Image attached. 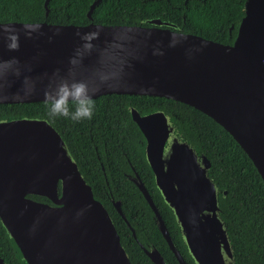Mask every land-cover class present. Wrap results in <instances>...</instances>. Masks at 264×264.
Returning <instances> with one entry per match:
<instances>
[{
	"label": "water",
	"instance_id": "1",
	"mask_svg": "<svg viewBox=\"0 0 264 264\" xmlns=\"http://www.w3.org/2000/svg\"><path fill=\"white\" fill-rule=\"evenodd\" d=\"M100 1L90 5L88 20ZM147 22L146 28L163 41L159 45L163 55L153 56L149 50L144 62L137 64L144 88L102 95L160 97L193 107L233 138L264 183V0H245L232 45L185 34L169 46L167 33L173 25L160 19ZM23 24L0 23L17 28ZM37 24L44 26V35L26 38L21 30L15 54L32 60L38 74L66 63L78 31L115 26ZM8 54L0 46V56ZM34 102L45 101L39 93L27 99L0 97V105ZM129 111L144 137L143 154L155 187L190 259L194 264H237L220 215L219 200L226 197V190L210 177L207 157L184 140L162 111L144 115L134 108ZM127 178L147 202L154 224L179 264H185L139 175L133 171ZM111 201L124 218L120 201ZM0 223L25 264H131L112 218L94 198L60 134L45 119L0 120ZM140 247L153 264H168L154 245ZM0 264H6L1 257Z\"/></svg>",
	"mask_w": 264,
	"mask_h": 264
},
{
	"label": "trees",
	"instance_id": "2",
	"mask_svg": "<svg viewBox=\"0 0 264 264\" xmlns=\"http://www.w3.org/2000/svg\"><path fill=\"white\" fill-rule=\"evenodd\" d=\"M93 1L49 0L46 16L45 0H0V23L85 26L91 22L117 25L144 21L143 26L147 27L150 26L148 20L160 19L179 25L185 34L232 45L244 16L245 3V0H101L92 12V20H88L86 14ZM129 108L141 115L162 111L176 125L184 140L207 157L210 177L219 189L226 190V197L219 200L220 215L227 225L237 264H264V183L233 138L193 107L160 97L111 94L97 97L90 120L50 118L45 102L0 105V120H47L64 140L91 186L94 198L103 204L112 218L131 264L153 263L132 237L111 198L120 201L122 213L135 229L137 239L141 241L144 231L158 251L174 261L151 219L147 202L123 174L129 169L127 160L138 173L178 249L185 254L173 216L160 198L145 161V140L132 121ZM29 198L50 203L43 197ZM0 257L6 264H25L1 223Z\"/></svg>",
	"mask_w": 264,
	"mask_h": 264
},
{
	"label": "clouds",
	"instance_id": "3",
	"mask_svg": "<svg viewBox=\"0 0 264 264\" xmlns=\"http://www.w3.org/2000/svg\"><path fill=\"white\" fill-rule=\"evenodd\" d=\"M139 23H119L103 29L93 26L76 33L77 44L62 67L51 72H34L33 62L16 55L20 48L21 30L26 38L44 35V26L25 23L0 25V46L8 50L0 56V97L27 99L39 93L50 118L64 117L72 121L90 120L97 97L110 91L142 90L136 66L148 51L163 55V43L153 30ZM186 38L179 25L167 33L169 46ZM13 85H18L13 90Z\"/></svg>",
	"mask_w": 264,
	"mask_h": 264
},
{
	"label": "flooded vegetation",
	"instance_id": "4",
	"mask_svg": "<svg viewBox=\"0 0 264 264\" xmlns=\"http://www.w3.org/2000/svg\"><path fill=\"white\" fill-rule=\"evenodd\" d=\"M144 145H145V143H144ZM143 148H144V146H143ZM126 162H127V164H128V167H129V169L128 170H125V171H123V174L124 175H130L131 173H133V171L134 172H136L135 171V169H134V167H132L131 165H130V162L129 161H127L126 160ZM150 168V167H149ZM132 169H133V171H132ZM150 170H151V168H150ZM151 172H152V170H151ZM137 173V172H136ZM138 174V173H137ZM152 175H153V173H152ZM148 205V204H147ZM155 205V204H154ZM149 207V206H148ZM156 207V206H155ZM156 209H157V207H156ZM120 210H121V204H120ZM122 211V210H121ZM149 211H150V213H151V209L149 208ZM157 211H158V209H157ZM158 213H159V211H158ZM120 215V214H119ZM124 215V214H123ZM150 216H151V219H152V221H153V223H154V220H153V217H152V213L150 214ZM120 217H121V219L123 220V222L125 223V225L127 226V228L131 231V235H132V237L135 239V241H137L138 243H139V245L140 244H142V245H145V244H152V245H154L158 250H159V248L150 240V238H149V236L144 232V231H142V236H141V241H139L138 239H137V236H136V234H135V229L132 227V225L130 224V222H129V220L128 219H126L125 218V216H124V218H122V216L120 215ZM163 219V218H162ZM156 226V225H155ZM166 226V225H165ZM156 228H157V226H156ZM157 230H158V228H157ZM168 230V229H167ZM159 231V230H158ZM177 231H178V229H177ZM134 233V235H133V233ZM160 233V232H159ZM168 233H169V230H168ZM161 234V233H160ZM161 236H162V234H161ZM169 236H170V238H171V240H172V242H173V244H174V246H175V248H176V250L179 252V254L181 255V257L183 258V260H184V262H185V264H194L193 263V261L190 259V257L188 256V254H187V252H186V248L184 247V245H183V242H182V240H181V238H180V234H179V232H178V238L181 240V242H182V246L184 247V249H185V254L184 253H182L181 251H180V249H178V246L176 245V243H175V241L173 240V238L171 237V235H170V233H169ZM162 238H163V236H162ZM163 240H164V238H163ZM165 241V240H164ZM142 242V243H141ZM165 243H166V241H165ZM166 246H167V248H168V250L171 252V255H172V257H173V259H174V261H171V260H169L166 256H164L162 253V255L165 257V260H166V262L168 263V264H179V262H178V260H177V258L175 257V255L172 253V251L169 249V247H168V245H167V243H166ZM160 251V250H159ZM188 257V258H187ZM189 259L191 260V262L189 263Z\"/></svg>",
	"mask_w": 264,
	"mask_h": 264
}]
</instances>
